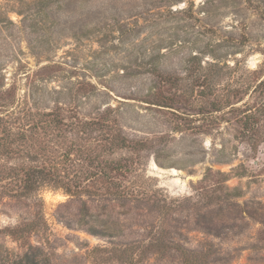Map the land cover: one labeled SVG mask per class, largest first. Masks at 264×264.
Here are the masks:
<instances>
[{
    "label": "rangeland",
    "instance_id": "obj_1",
    "mask_svg": "<svg viewBox=\"0 0 264 264\" xmlns=\"http://www.w3.org/2000/svg\"><path fill=\"white\" fill-rule=\"evenodd\" d=\"M202 70L241 96L234 110L200 95ZM256 77L264 0H0V109L109 110L129 139L105 155L123 166L106 168L112 182L80 198L0 193V264H264Z\"/></svg>",
    "mask_w": 264,
    "mask_h": 264
},
{
    "label": "trees",
    "instance_id": "obj_2",
    "mask_svg": "<svg viewBox=\"0 0 264 264\" xmlns=\"http://www.w3.org/2000/svg\"><path fill=\"white\" fill-rule=\"evenodd\" d=\"M154 71L161 73L156 68ZM160 75L167 81L172 79V85L177 87L176 81L180 79L178 76ZM195 79L201 96H213L210 104L215 110L228 106L232 108V100L242 99L236 93H217V78L214 74L202 70ZM255 81L249 85L251 92L264 86V79L259 81L256 77ZM173 101L171 96L160 95L152 103L170 107L168 104ZM8 105L0 109L1 194L24 198L48 187L80 198L88 192L90 183L100 180L112 182L107 167H111V170L123 168L122 164L105 157L118 148L129 146V139L111 111L96 112L87 117L75 109L61 106L46 110ZM248 106L244 104L242 110L246 123L255 117V112L251 113ZM24 230L25 227L18 226L11 229V232L16 237ZM204 259L205 254L194 260L190 255L184 257L188 264H199Z\"/></svg>",
    "mask_w": 264,
    "mask_h": 264
}]
</instances>
